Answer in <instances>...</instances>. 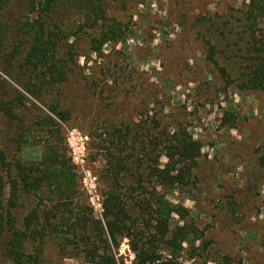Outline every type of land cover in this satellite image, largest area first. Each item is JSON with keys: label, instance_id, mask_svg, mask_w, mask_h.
<instances>
[{"label": "rangeland", "instance_id": "374dc122", "mask_svg": "<svg viewBox=\"0 0 264 264\" xmlns=\"http://www.w3.org/2000/svg\"><path fill=\"white\" fill-rule=\"evenodd\" d=\"M29 1L0 0V170L9 182L2 155L14 168L17 163L30 166L55 147L70 182V209L82 224L76 238L65 227L59 233L46 229L43 244L29 241L27 253L41 251L42 264H102L109 254L117 264H132L126 231L118 235V248L109 242L103 212L109 183L102 176L106 154L101 150L127 149L128 127L139 131L141 143H147L148 133L159 135L167 127L186 129L202 151L188 186L167 192L168 200L184 211L172 216L171 229L187 219L198 240L185 244L176 259L163 254L161 262L264 264V93L242 92L224 78L209 60L200 33L218 27L216 34L223 36L215 41L226 52L217 61L242 71L246 61L240 51L252 41L250 34L264 38V17L249 24L245 16L249 0H98L106 25H119L123 32L101 53H92L91 41L100 36L102 23L87 24L86 13L72 3L76 0H61L47 28L57 36L55 60L67 75L53 88L48 70L29 63L31 44H22L23 36H34L29 25L43 11L42 0ZM54 106L71 112L68 123L49 112ZM225 113L234 120L224 123ZM69 129L82 138L70 137ZM97 196L103 198L101 209ZM50 200L47 192L22 191L19 227L36 208L43 215L50 212ZM0 264H8L3 254Z\"/></svg>", "mask_w": 264, "mask_h": 264}, {"label": "trees", "instance_id": "16d2710c", "mask_svg": "<svg viewBox=\"0 0 264 264\" xmlns=\"http://www.w3.org/2000/svg\"><path fill=\"white\" fill-rule=\"evenodd\" d=\"M33 1L30 0V4ZM42 1L43 11L40 12V17L29 25L30 33L35 32L34 36L29 39L23 36L22 44L24 42L31 44L28 61L32 65L35 64L33 67L37 70L40 66L48 70L51 80L48 86L53 88L63 84L67 75L55 60L57 36L55 37L47 28V19L61 0ZM72 3L77 8L80 6L81 11L86 13L87 24L93 23L97 26L102 23L103 25L100 36L91 41L92 53H101L104 46L121 39L122 28L119 25L112 27L106 25V11L98 0H76ZM32 8L35 10L36 6L33 5ZM245 16L249 24H254L263 18L264 0H249ZM217 28L213 26L200 31L201 35L205 36L209 60L219 68L224 78L236 85L238 90L264 93V38L257 39L255 33H251L252 41L249 46L241 48L240 51L245 53V67L240 68L242 71H238L235 67L232 70L227 66L221 67L217 61V58L226 52L215 41L216 37L223 36L221 33L216 34L220 30ZM229 70H232V73ZM27 92L33 94L30 90ZM49 112L63 123H68L71 117V112L59 106L50 108ZM224 116V123L234 120L226 113ZM49 122L54 126L58 125L50 117ZM127 130L126 138L130 137L131 140L126 141L127 149H121L116 154L111 152L110 147L101 150L106 154V169L102 176L109 183L107 191L103 192L104 219L110 236L109 242L114 248H118V235L126 231L125 236L132 239L131 250L135 255L132 264H164L161 262L163 254L176 259L185 244L194 246L191 241L198 240V231L186 221L187 219H184L183 226L171 229L172 216H182L184 211L181 206L174 205L168 200L167 192L177 187L188 186L198 167L202 146L186 129L179 128L171 132L165 127L159 135L153 136L148 133L147 143L139 142L141 136L137 129L128 127ZM94 134L92 130L88 136L93 138ZM115 134L121 137L120 130ZM102 136L97 138L101 140ZM128 151L130 153L127 154ZM162 159L165 160L163 165ZM261 160L264 166V157ZM1 162L2 169L9 175L7 176L9 182L0 170V262L3 254L8 264H42L39 255L41 251L28 254L26 244L29 241L40 240L42 245L44 232L48 228L59 233L65 227L73 238L79 237L78 230L82 224L70 209L69 178L65 170L59 166L64 165L61 164L55 147L49 148L38 164L28 166L17 163V167L14 168L12 164L6 163L3 155ZM14 171H16L15 176ZM7 190H9L8 199ZM22 191L28 195L47 192L52 197L50 201L54 203L50 212H45L44 215L40 208L32 210L25 218L23 226L19 227L17 212L20 208ZM129 200L132 202V207L128 206ZM130 208V212L138 214L136 218L130 217L128 212ZM52 219H57L59 223L51 225ZM97 224L100 226L102 223L97 222ZM151 228H154L155 232H152ZM144 229H147V233ZM109 242L106 240V247L110 253ZM102 264H117V261L109 254L102 259Z\"/></svg>", "mask_w": 264, "mask_h": 264}, {"label": "built area", "instance_id": "2783aa9c", "mask_svg": "<svg viewBox=\"0 0 264 264\" xmlns=\"http://www.w3.org/2000/svg\"><path fill=\"white\" fill-rule=\"evenodd\" d=\"M68 134H69L70 137H73L75 135H79L78 133H76V131H71V129L68 130ZM81 138L82 137L80 136V139ZM85 140L87 141L88 138L86 137L85 139H82V142H84ZM84 149H85V147H84ZM102 200H103V198H100L99 196L96 197V201H97L98 207H100V209L102 208V204H103ZM103 212H104V210H103Z\"/></svg>", "mask_w": 264, "mask_h": 264}]
</instances>
